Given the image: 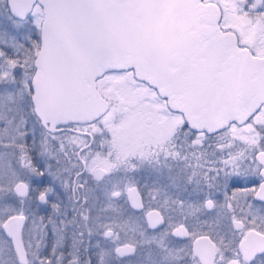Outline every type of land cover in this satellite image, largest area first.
Returning a JSON list of instances; mask_svg holds the SVG:
<instances>
[{"label":"snow or ice","instance_id":"1","mask_svg":"<svg viewBox=\"0 0 264 264\" xmlns=\"http://www.w3.org/2000/svg\"><path fill=\"white\" fill-rule=\"evenodd\" d=\"M150 2L220 41L199 105L138 58L94 105L54 104L60 0H0V264H264V0Z\"/></svg>","mask_w":264,"mask_h":264},{"label":"water","instance_id":"2","mask_svg":"<svg viewBox=\"0 0 264 264\" xmlns=\"http://www.w3.org/2000/svg\"><path fill=\"white\" fill-rule=\"evenodd\" d=\"M44 15L42 74L54 104L94 105L101 96L96 78L129 58L141 59L140 74L154 83L167 78L186 103L203 102L192 66L214 58L220 43L208 42L206 28L193 29L150 0H60Z\"/></svg>","mask_w":264,"mask_h":264},{"label":"rangeland","instance_id":"3","mask_svg":"<svg viewBox=\"0 0 264 264\" xmlns=\"http://www.w3.org/2000/svg\"><path fill=\"white\" fill-rule=\"evenodd\" d=\"M116 79L115 76L107 75V77L99 79V86L102 89L103 92H105L107 95L109 93L106 91L108 85L110 82L114 81Z\"/></svg>","mask_w":264,"mask_h":264},{"label":"flooded vegetation","instance_id":"4","mask_svg":"<svg viewBox=\"0 0 264 264\" xmlns=\"http://www.w3.org/2000/svg\"><path fill=\"white\" fill-rule=\"evenodd\" d=\"M43 16H44V18H45L44 13H43ZM42 32H43V28L41 29V34H42ZM107 75H109L108 70H104V71L101 73V75L98 76V77L96 78L97 88H98V90L100 91L101 95H107V94H106L105 92H103L102 89L100 88V86H99V79L105 78V77H107ZM49 97H50V99L53 98L51 95H49Z\"/></svg>","mask_w":264,"mask_h":264}]
</instances>
